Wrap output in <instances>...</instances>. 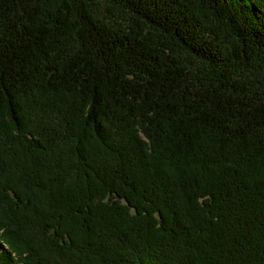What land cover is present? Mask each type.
<instances>
[{"label":"trees","instance_id":"16d2710c","mask_svg":"<svg viewBox=\"0 0 264 264\" xmlns=\"http://www.w3.org/2000/svg\"><path fill=\"white\" fill-rule=\"evenodd\" d=\"M0 264H264V0H0Z\"/></svg>","mask_w":264,"mask_h":264}]
</instances>
